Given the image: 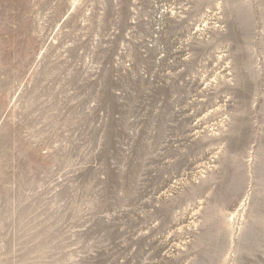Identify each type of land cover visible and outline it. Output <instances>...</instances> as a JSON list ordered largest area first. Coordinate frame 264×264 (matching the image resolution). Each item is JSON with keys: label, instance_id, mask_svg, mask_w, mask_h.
Segmentation results:
<instances>
[{"label": "rangeland", "instance_id": "374dc122", "mask_svg": "<svg viewBox=\"0 0 264 264\" xmlns=\"http://www.w3.org/2000/svg\"><path fill=\"white\" fill-rule=\"evenodd\" d=\"M0 264H264V0H0Z\"/></svg>", "mask_w": 264, "mask_h": 264}]
</instances>
